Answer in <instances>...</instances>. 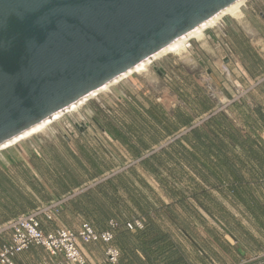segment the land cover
<instances>
[{
  "label": "water",
  "instance_id": "obj_1",
  "mask_svg": "<svg viewBox=\"0 0 264 264\" xmlns=\"http://www.w3.org/2000/svg\"><path fill=\"white\" fill-rule=\"evenodd\" d=\"M237 1L0 0V146Z\"/></svg>",
  "mask_w": 264,
  "mask_h": 264
},
{
  "label": "crops",
  "instance_id": "obj_2",
  "mask_svg": "<svg viewBox=\"0 0 264 264\" xmlns=\"http://www.w3.org/2000/svg\"><path fill=\"white\" fill-rule=\"evenodd\" d=\"M250 9L254 15L244 26L236 20V23L233 21L226 23V21L216 32L206 38V42L215 55L227 59L229 51L231 57L245 66L254 77L264 76V56L260 52L264 51V18L261 15L264 13V0H256L250 5ZM256 62H259V66L255 69ZM138 80L132 79L116 95L106 96L87 107L88 111L96 113L97 118L93 120L97 124L86 128L77 127L71 140H67L73 154L71 162L61 157L46 156L45 152L41 156L39 153L41 146L36 147L35 152L26 151L25 158H20L19 166L26 170L25 175L31 177L24 176L23 179L18 178L13 183L22 190L24 196L33 198L32 208L56 200L69 192H76L74 199L63 206L52 227L75 230L80 228L82 223H89L96 230L103 231L110 228V222L113 221L125 227L127 222H132L141 215L130 196L140 197L142 201L149 200L157 209L163 206L160 204L161 200L166 205L172 203V200L160 188L156 177L140 168L134 175L126 173L131 191L129 189L109 190L108 186L101 191L95 187L106 177L121 173L127 167L126 165L137 164V159L144 151V142L150 148L156 146L153 143V136L154 130L158 132L159 127L150 120L147 112L161 105L153 99L150 92L145 94L142 82ZM125 88L134 90L137 95L144 93L145 100L141 101L138 96L134 97L130 92L125 94L123 92ZM260 97L264 98V94ZM98 114H101L102 119ZM97 132H101L106 137L104 146L89 136L90 133ZM13 165L11 161L7 162L8 167ZM64 165H67L65 169ZM73 167H77L76 171L72 170ZM97 171H100L99 174H104L99 175ZM8 172L13 173L12 168ZM143 182H146L151 189H145ZM105 192L113 198H121V203L115 205L109 203L104 198ZM32 208H26L25 212ZM122 209H125L129 215L124 214L123 218L116 215ZM161 222L164 228L171 231L173 239L183 245L188 256V264H208L209 261L205 256L193 251L191 240L176 230L165 216L162 217ZM239 225V228H232V231L223 226L222 232L224 233L226 229L227 234L220 240L221 252L216 250V254H212V257L206 254L207 257L220 264H264V219L260 223L250 219L249 224L239 220ZM219 229L222 230V228ZM106 249L107 246L103 244L83 246L89 264H108ZM15 263L68 264L63 256L52 257L39 246H31L18 255Z\"/></svg>",
  "mask_w": 264,
  "mask_h": 264
},
{
  "label": "trees",
  "instance_id": "obj_3",
  "mask_svg": "<svg viewBox=\"0 0 264 264\" xmlns=\"http://www.w3.org/2000/svg\"><path fill=\"white\" fill-rule=\"evenodd\" d=\"M258 64L255 63V69ZM259 89L264 91V83ZM173 91L184 107L168 113L159 106L147 112L150 120L159 127L158 132L154 130V145L167 143L154 151L156 146L150 148L144 142V151L137 164L113 177H106L95 186L101 191L106 186L109 190L131 191L126 173L134 175L140 168L155 176L160 188L172 200L170 205L161 200L163 206L157 209L149 200L130 196L145 225L144 229L132 232L113 221L117 224L113 232L115 244L121 250L120 264H188L183 245L163 227L161 219L164 216L191 240L193 249L202 254L204 250L192 236L190 223L181 219L176 207L191 217H200V209H203L210 217L218 215L228 222L230 212L220 199L213 197L214 192L228 199L231 205L243 208L245 215L257 222L264 219V106L246 111L234 102L226 110H219L213 98L201 88L196 87L193 94L180 88H173ZM170 180L185 185L176 188ZM143 187L151 189L146 182ZM107 192L104 198L109 203H121V198H113ZM7 195L4 193V199L0 201L2 224L33 207V198L24 196L23 192L11 199ZM124 214L129 215L125 209L116 213L121 218ZM106 230H112L111 222Z\"/></svg>",
  "mask_w": 264,
  "mask_h": 264
},
{
  "label": "rangeland",
  "instance_id": "obj_4",
  "mask_svg": "<svg viewBox=\"0 0 264 264\" xmlns=\"http://www.w3.org/2000/svg\"><path fill=\"white\" fill-rule=\"evenodd\" d=\"M255 1L251 0L247 3L245 18L240 21L236 20L242 26L246 22H249L250 18L254 15L250 9V5ZM230 21L236 23L235 19L227 18L209 31L204 40L190 42L187 53L181 56L168 55L157 60L151 65L147 73L134 75L130 79L121 82L116 87L87 102L78 111L64 116L50 126L43 134L36 135L13 148L0 152V201L4 199V193L8 194L9 199L17 197L18 193L22 192V190L16 187L13 182L18 178L23 179L24 176L26 178L31 177L30 175H25L27 174L26 170L19 166L21 164L20 158H25L26 151L35 152L36 147L41 146L39 150L41 156L45 152L46 156L62 157L64 160L68 159V162H71L72 154L67 140H71L73 132L77 131V127L86 128L87 126L97 124L93 120V118H97L96 113L88 111L87 107L101 101L106 96L112 97L116 95L132 79H139L138 81L142 82L145 94L150 92L153 99L163 106L168 113L185 106L183 101L173 91V88H180L184 92L191 94L194 93L196 87L201 88L203 92L213 98L219 110H226L234 102H237L246 111L254 110L259 105L264 106V98L260 97V95L264 94V91L259 89V86L264 83V76L254 77L246 70L245 66L231 57L229 51L227 59H223V57L215 55L207 45L206 38L216 32L225 22L228 23ZM260 52L264 56V51ZM252 72L253 74L255 73L254 70ZM123 92L125 94L126 92H130L132 96H138L141 101L145 100L144 93L137 95L134 90L129 88H125ZM102 114L105 115L104 113ZM98 115L102 119L101 114ZM89 136H92V139H96L101 142V146H104L103 143L106 138L104 134L97 132L90 133ZM262 136L264 137V133ZM90 142L92 143L93 141ZM166 143L156 146L153 150L157 151ZM9 161L14 164L12 167L7 166V162ZM138 161L139 159H137ZM126 166L123 171H126L133 165L131 164L130 166L129 164ZM10 168H12L13 173L8 172ZM76 169L77 167L72 168L75 171ZM164 176L167 177L166 174ZM172 183L176 188H183L185 185L178 182ZM213 197L220 199L226 210L230 212L231 217H229L228 222L222 220L218 215L215 218L210 217L203 209H200V217H191L178 206L176 207L181 219L190 223L192 236L203 248L204 252L202 255L208 261L210 259L206 254L211 257L212 254H216V250H220L219 247H221L220 240L224 239V236L227 234L226 229H224V233L222 232L223 226L232 231V228L236 229L240 227L239 220L249 224L250 219H253L242 213L243 208L231 205L228 199L221 197L217 192L213 193ZM1 220L0 225L3 223ZM219 228H222V230Z\"/></svg>",
  "mask_w": 264,
  "mask_h": 264
},
{
  "label": "built area",
  "instance_id": "obj_5",
  "mask_svg": "<svg viewBox=\"0 0 264 264\" xmlns=\"http://www.w3.org/2000/svg\"><path fill=\"white\" fill-rule=\"evenodd\" d=\"M76 196L69 193L30 210L0 225V264H16L15 258L31 246L44 248L52 257L63 256L68 264H89L83 246L103 244L107 246L108 264H120L121 250L115 244L113 230L98 231L89 223H82L78 229L52 227L62 208ZM145 220L138 218L128 222L125 228L136 232L144 229ZM208 264H220L209 260Z\"/></svg>",
  "mask_w": 264,
  "mask_h": 264
},
{
  "label": "bare ground",
  "instance_id": "obj_6",
  "mask_svg": "<svg viewBox=\"0 0 264 264\" xmlns=\"http://www.w3.org/2000/svg\"><path fill=\"white\" fill-rule=\"evenodd\" d=\"M251 0H239L236 3L232 4L221 13L211 18L207 22L203 23L199 27L192 30L189 34L184 37L178 39L177 41L171 43L169 46L164 48L162 51L153 56V58L144 61L143 63L137 65L135 68L119 77L118 79L112 81L108 85H105L101 89L95 91L89 97H86L80 100L78 103L73 104L69 107L65 112H61L49 118L33 128L29 129L25 133L17 136L15 139L3 144L0 146V152L13 148L14 146L36 136L39 134H43L46 132L50 126L59 121L64 116L74 113L78 111L81 107H83L87 102L97 98L99 95L109 91L111 88L116 87L121 82H124L127 79H130L134 75L147 73L151 67V65L168 55H178L181 56L188 51L189 43L192 41H201L204 40L209 31L214 29L218 24H221L227 18H233L235 20H243L245 18V10L247 7V3Z\"/></svg>",
  "mask_w": 264,
  "mask_h": 264
}]
</instances>
